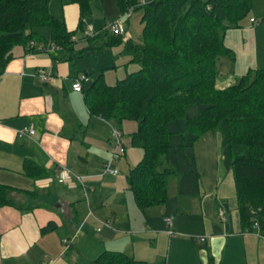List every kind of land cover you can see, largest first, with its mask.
I'll list each match as a JSON object with an SVG mask.
<instances>
[{
    "label": "crops",
    "instance_id": "0c3cea01",
    "mask_svg": "<svg viewBox=\"0 0 264 264\" xmlns=\"http://www.w3.org/2000/svg\"><path fill=\"white\" fill-rule=\"evenodd\" d=\"M73 4L62 0V19L76 39L78 30L73 29V21L68 23L66 13L72 9L73 20L78 16L80 20V8ZM261 14L264 16V9ZM110 22L98 29L89 26L101 36ZM261 25L264 23L249 21L226 32L225 44L235 53V60L222 67L229 68L231 74L225 80L221 72L219 88L236 83L250 70L264 68ZM129 27L130 19L126 41L131 40ZM96 40L106 42L101 37ZM36 47L35 53L16 49L15 58L0 76V185L29 193L14 195L26 211L0 207V264H91L105 252L124 253L147 264H264V230L244 229L232 170L229 174L213 173L209 185H204L200 174L182 182L179 171L170 177L173 180L169 178L168 201L146 212L140 210L127 178L120 172L118 176L105 172L103 152L100 163L92 154L93 145L101 140L115 146L112 131L104 137L93 133L95 138L89 139L95 119L112 130L121 128L90 115L84 94L73 89L81 76L74 72V62L55 63L41 44ZM99 49L90 46L88 51L97 54ZM40 70L51 78L45 81ZM30 127L36 135L19 139L17 132ZM188 136L186 133V147ZM203 141L216 149L223 144L220 133H207L192 147ZM123 143L126 157L124 134ZM28 162L34 165L29 163L26 174ZM64 168L72 172V185L59 182ZM194 170L198 172L195 166ZM166 215L174 216L173 235L164 221ZM50 224L54 229L42 233ZM201 237H206V242H200ZM66 238H74L67 250L63 244Z\"/></svg>",
    "mask_w": 264,
    "mask_h": 264
},
{
    "label": "trees",
    "instance_id": "16d2710c",
    "mask_svg": "<svg viewBox=\"0 0 264 264\" xmlns=\"http://www.w3.org/2000/svg\"><path fill=\"white\" fill-rule=\"evenodd\" d=\"M80 8L79 29L85 30L91 14L88 0H71ZM51 0H0V76L15 58V51L51 53L55 63L75 62L83 52L76 48L75 33L63 19L50 11ZM122 15L144 9L143 43L126 41L125 55L136 71L113 85L104 73L82 93L92 117L112 125L124 121L138 124L132 146L143 151L142 160L128 175L129 190L143 212L162 206L169 199V178L179 173L170 161L173 149L170 123L186 120V133L192 143L207 133H219L223 122L229 129V146L241 223L253 231L256 223L264 230V68L250 70L236 83L218 87L224 59L235 60L225 44L228 30L242 27L253 10V0H118ZM264 21V20H263ZM50 29V40L40 36L39 28ZM108 48L121 44L125 37L106 32ZM55 45V51H51ZM95 49L96 45L91 46ZM99 49V50H103ZM90 76V75H87ZM204 108L188 117L190 105ZM118 126V127H119ZM79 131L84 130L79 127ZM85 134V131H82ZM82 135V134H81ZM33 162H28L26 174ZM28 192L0 185V207L18 205L15 194ZM34 195V194H33ZM54 225L42 229L50 232ZM91 264H147L119 252H105Z\"/></svg>",
    "mask_w": 264,
    "mask_h": 264
},
{
    "label": "rangeland",
    "instance_id": "374dc122",
    "mask_svg": "<svg viewBox=\"0 0 264 264\" xmlns=\"http://www.w3.org/2000/svg\"><path fill=\"white\" fill-rule=\"evenodd\" d=\"M52 1V0H51ZM91 5V14L86 19V27L90 24L94 25L97 29L105 26L107 22L112 20H116L122 16L120 9L118 8V0H88ZM145 3H150L153 0H144ZM66 3L73 4L71 0H66ZM254 7L251 11L250 15L242 22V25H246L252 19H256L260 22H263L264 16L261 12L264 9V0H253ZM51 4V3H50ZM76 6V5H72ZM52 9V11H51ZM51 13L59 19H62L65 15V8L62 5V0H54L53 5L50 8ZM145 10L140 9L133 13L130 18V27L129 34L131 40L142 44L143 43V33L145 25L142 23V18ZM68 17V23L73 24V29L78 30L76 34V48L78 51L83 52V54L71 65L74 67V72L81 73V76L90 75L89 80L87 82V86L89 87L91 82L96 79L101 72H104L105 80L109 85H113L112 83L117 82L118 76H126V69L128 73L132 71H136L138 66L134 64L126 65V59H128L127 55H125V47H126V39L121 44H117L108 48L106 46V42L101 41H90L86 40V34L83 30L79 29V16L77 20H73L75 18L74 14H72V9L66 10ZM77 15V14H76ZM262 15V16H260ZM264 27V25H261ZM105 29V28H104ZM40 36L46 40H50V29L48 27H42L38 29ZM262 42L264 43V30L262 31ZM127 37V36H126ZM104 39L103 37H101ZM98 45L100 49L99 53L95 54L93 51H88L90 46ZM126 60V61H125ZM229 61L228 59H224L222 62V67L225 63ZM117 65L114 68V65ZM130 66V67H126ZM221 70L224 74L223 79H227L228 75L231 74L229 68H222ZM86 71V73H84ZM80 77V76H79ZM77 77V79L79 78ZM94 77V79L92 78ZM119 79V78H118ZM122 79V77H120ZM204 107L201 104L190 105L186 109V114L188 117H195L199 114V112ZM93 126L91 127L90 133L93 135H101V136H109L111 131L113 133L112 128L105 122H101L97 119L94 120ZM119 126V125H118ZM121 129V133L125 135V145L127 147V156L122 157L121 160L114 162L113 154L116 151L117 144H114V148L110 145V142L101 140L99 143L93 145L92 154L96 156V162L100 163L98 158L103 157V153L105 154L106 159L103 161L106 165H110L111 169H116L121 173V177L127 178V174L129 172V166L136 167L138 163L143 158V151L139 148L132 146V135L137 131L138 124L134 121H124L122 125L119 126ZM186 120L179 119L173 121L170 125V132L172 137L170 138L171 145L173 147L171 151V163L165 166H172L173 168L178 169L182 176L183 180H188L189 177L194 176L198 178V174L202 176V180L204 181V185H209L213 182V173L222 171L226 172L225 174H229L232 170V158L229 146V129L226 122L222 123L221 131L219 132L223 138V144L216 149L212 144H200V142L192 147V138L190 135L188 136L187 147L185 134H186ZM89 137V139H94V135ZM210 136V135H209ZM213 136V135H212ZM219 137V136H218ZM217 136L215 138H218ZM221 138V137H219ZM97 139V138H96ZM204 148L202 149V147ZM103 152V153H102ZM107 154V155H106ZM104 157V158H105ZM194 166L197 171L194 170ZM104 169V168H102ZM106 172V169H105ZM173 180V178H170ZM207 187V186H206Z\"/></svg>",
    "mask_w": 264,
    "mask_h": 264
},
{
    "label": "built area",
    "instance_id": "2783aa9c",
    "mask_svg": "<svg viewBox=\"0 0 264 264\" xmlns=\"http://www.w3.org/2000/svg\"><path fill=\"white\" fill-rule=\"evenodd\" d=\"M141 3L145 4V1L141 0ZM133 13H134V9H131L127 13L123 14L120 18L108 23V25L105 28V32H108L110 34L117 35V36H123L126 38L127 33H128V21L133 15ZM251 21L252 23H255V24L264 23V21L260 22L256 19H252ZM85 34H86V38H95L98 35V33L94 31L92 26L87 27ZM55 50L57 49L55 45H53L51 48V51H55ZM39 73L42 75V78L45 81H48L51 78L50 74L45 73L42 70H40ZM89 81H90L89 76L87 75L83 77L80 76L73 84V89L76 92H82L84 84ZM35 135H36V130L34 127L26 128L23 131L17 132V136L21 140L26 139V138H33ZM112 138L114 140V143L117 144L116 151L113 154V160H119L122 156L125 155V152H126V148L123 143V133H121L120 130L118 129H113ZM105 169L107 173H110L113 176L119 175V171L111 169L110 165H107ZM70 175H72V172L69 169L64 168L59 176V182L72 185V180H71ZM220 215L223 217L222 211L220 212ZM173 220H174V216L166 215L164 217V221L167 224L171 235L174 234V232L172 231ZM255 227L259 228V224L256 223ZM77 236L78 235L76 234L74 238H76ZM74 238H66L65 240H63V244L66 250L70 247ZM199 241L203 243L206 242V237H201Z\"/></svg>",
    "mask_w": 264,
    "mask_h": 264
}]
</instances>
